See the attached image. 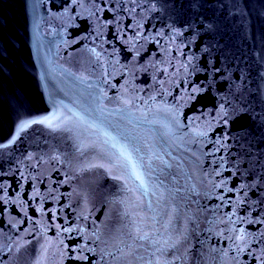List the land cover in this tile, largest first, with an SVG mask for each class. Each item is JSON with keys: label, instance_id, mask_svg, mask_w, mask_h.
Returning <instances> with one entry per match:
<instances>
[{"label": "water", "instance_id": "water-1", "mask_svg": "<svg viewBox=\"0 0 264 264\" xmlns=\"http://www.w3.org/2000/svg\"><path fill=\"white\" fill-rule=\"evenodd\" d=\"M0 264H264V0H0Z\"/></svg>", "mask_w": 264, "mask_h": 264}, {"label": "snow or ice", "instance_id": "snow-or-ice-1", "mask_svg": "<svg viewBox=\"0 0 264 264\" xmlns=\"http://www.w3.org/2000/svg\"><path fill=\"white\" fill-rule=\"evenodd\" d=\"M133 167H135V166H133ZM138 179H139V177H137Z\"/></svg>", "mask_w": 264, "mask_h": 264}]
</instances>
